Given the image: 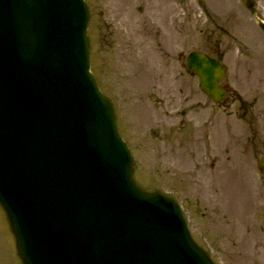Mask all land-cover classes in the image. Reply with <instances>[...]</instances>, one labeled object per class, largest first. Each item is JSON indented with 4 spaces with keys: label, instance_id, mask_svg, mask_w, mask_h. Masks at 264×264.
Segmentation results:
<instances>
[{
    "label": "water",
    "instance_id": "95a60500",
    "mask_svg": "<svg viewBox=\"0 0 264 264\" xmlns=\"http://www.w3.org/2000/svg\"><path fill=\"white\" fill-rule=\"evenodd\" d=\"M88 19L83 0H0V206L21 263L213 264L177 203L134 182ZM192 63L213 89L214 62Z\"/></svg>",
    "mask_w": 264,
    "mask_h": 264
},
{
    "label": "rangeland",
    "instance_id": "374dc122",
    "mask_svg": "<svg viewBox=\"0 0 264 264\" xmlns=\"http://www.w3.org/2000/svg\"><path fill=\"white\" fill-rule=\"evenodd\" d=\"M87 1L91 7V70L101 81V90L113 100L123 139L135 155L136 182L147 190L158 188L176 197L192 237L216 264H264V171L253 163L264 156V36L244 1ZM135 6L142 7V12ZM159 6H168L160 16ZM255 7L257 16L264 19V0H255ZM111 15L116 17L114 25ZM141 19L146 22L144 39H140L137 29ZM170 31L193 48L207 45L210 34L211 42H219L226 52L227 74L223 83L239 92L245 101L242 131L249 126L257 130L254 150L241 155L247 163H219L206 176H188L179 185L174 170L161 168L163 164L157 163L160 157L169 160L168 150L174 144L154 138L147 131L154 118L152 102L149 98L139 99L144 90L162 86L155 71L159 55L148 50L151 33L169 46L174 42V48L181 47L178 41L176 45L175 35H168ZM140 40L143 44L139 46ZM249 121L251 124L247 125ZM242 145L245 147L246 143ZM179 164L183 170L190 166ZM209 173H215L213 181ZM256 185L260 199H251L249 194ZM0 264H20L1 209Z\"/></svg>",
    "mask_w": 264,
    "mask_h": 264
},
{
    "label": "flooded vegetation",
    "instance_id": "af4514ba",
    "mask_svg": "<svg viewBox=\"0 0 264 264\" xmlns=\"http://www.w3.org/2000/svg\"><path fill=\"white\" fill-rule=\"evenodd\" d=\"M135 8L139 13L142 12V7ZM157 12L159 16L165 14L167 6L164 9L159 6ZM142 19L137 21L140 39H144L146 33V22ZM111 20L114 25L113 16ZM107 27L109 31L112 30L108 25ZM168 35H175L176 45L178 41L181 47L174 48V42L169 46L151 33L148 50L159 55L155 71L157 82L162 86L153 85L149 90L143 89L139 96L140 100L149 98L152 102L150 108L154 118L147 131L154 138L174 144L167 149L171 155L169 160L161 157L159 160L157 157V163H173L175 174L180 179L187 176L189 170L195 171L200 179L210 170L216 169L219 163H242V152L253 151L256 146L253 141L257 130L249 126L242 131V115L245 113L242 109L245 101L241 94L227 89V95L220 102H213L206 96L203 98L197 87L198 78L186 63L188 53L195 50L193 45L179 41L176 33L170 31ZM212 38L210 34L207 37L209 43L196 50L208 54L224 65L226 52L219 47V42H211ZM141 44L143 40H140L139 46ZM221 85L227 88L226 83ZM249 124L250 121L247 125ZM243 142L246 143L245 147ZM179 163H188L190 166L183 170ZM209 176L213 181L215 173H209Z\"/></svg>",
    "mask_w": 264,
    "mask_h": 264
}]
</instances>
